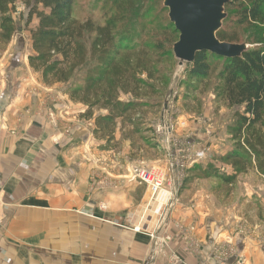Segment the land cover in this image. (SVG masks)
Segmentation results:
<instances>
[{
    "label": "crops",
    "instance_id": "obj_1",
    "mask_svg": "<svg viewBox=\"0 0 264 264\" xmlns=\"http://www.w3.org/2000/svg\"><path fill=\"white\" fill-rule=\"evenodd\" d=\"M32 54L23 33L0 52V264H174L172 254L179 264H264L259 217L178 205L160 225L148 186L130 177L131 164L145 159L121 123L113 141L94 136L87 106L57 96L59 85L30 66ZM199 129L189 142L216 149ZM150 161L165 167L162 156ZM156 232L162 241L151 238Z\"/></svg>",
    "mask_w": 264,
    "mask_h": 264
},
{
    "label": "trees",
    "instance_id": "obj_2",
    "mask_svg": "<svg viewBox=\"0 0 264 264\" xmlns=\"http://www.w3.org/2000/svg\"><path fill=\"white\" fill-rule=\"evenodd\" d=\"M26 1L32 7L28 12L27 23L31 24L38 19L37 27L32 30L34 54L28 58L30 66L43 75L47 86L53 87L69 84L78 71L92 63L86 70L82 84L71 88L68 95L72 102L87 106L83 115L87 121L95 118L94 136L108 138L109 141L115 140L113 131L116 130L117 121L128 119L130 123L137 122L141 116L136 113L145 104L137 102L136 99L147 97L148 94L154 95L157 90L154 85L149 86L148 82L157 78L158 72H153L154 64L161 65L162 61L155 62V56L151 54L156 53L160 59H177L174 47L179 42L180 32L176 25L171 19L161 21L158 26L165 33L164 38L149 41L150 34L147 32L144 39L136 40L139 34L137 28L129 32L119 23L126 21V17L143 21L147 17V12L144 11L145 2L150 0H112V7L118 14L106 18L103 24H96L91 19L86 22L77 21L74 13L76 0ZM15 5L16 0H0V40L3 41L4 47L15 35ZM235 5L239 11L237 24L256 31L247 35L246 42L261 44L262 47L248 46L240 56L233 58H221L208 51L198 52L196 60L187 63L189 80L183 85L193 89L194 81L199 84L214 75L217 76L218 94L229 106L243 108V112H236V119L228 128L236 143L223 160L233 163L237 168L241 165H253L263 176L264 0H227L224 6L226 17L217 33L218 40L244 45L246 42L241 39L239 28L231 26L227 18L226 9L234 8ZM164 8L169 10L165 5ZM23 17L22 13L21 19ZM145 26L150 27L149 24ZM167 42H170V47H167ZM141 74L147 75L146 80ZM163 80L165 78L161 77V81ZM144 88L150 89L151 92L142 93L146 91ZM130 95L134 99L124 101L122 96ZM102 111L108 112L107 115L95 117L97 112ZM203 168L202 164H197L188 169L185 185L191 174H198ZM207 171L209 172L201 175L210 177L212 170ZM220 178H225L229 184L234 180L223 175H220Z\"/></svg>",
    "mask_w": 264,
    "mask_h": 264
},
{
    "label": "rangeland",
    "instance_id": "obj_3",
    "mask_svg": "<svg viewBox=\"0 0 264 264\" xmlns=\"http://www.w3.org/2000/svg\"><path fill=\"white\" fill-rule=\"evenodd\" d=\"M131 4L134 5V3ZM112 5V0H76L74 8L75 19L80 22H86L91 19L96 24H103L106 18H111L118 14ZM164 5V0L147 1L145 2L144 10L147 12V17L143 21L136 18L130 20L131 17H126V21L119 24L125 26L129 32L137 28L139 34L136 40L144 39L147 32L150 34V38H148L149 41L159 40L161 37L165 36V33L159 29L158 24L161 21L166 22L170 20L169 10L165 9ZM237 7L238 6L235 5L234 8L229 7V9H226L228 22H230L231 26L239 28L241 39L246 42L247 35L256 31L251 27L245 26L243 28L237 24L239 20V11ZM15 8L16 12L20 10L21 14H24L23 19H18V24L14 26L15 35L20 33L28 34L31 40L32 30L37 27L38 19H35L31 24L27 23L28 12L32 7L28 5L26 0H16ZM146 24H149L150 27L145 26ZM224 24L227 25L225 22ZM167 40H169V36ZM245 44L249 46V48L262 47L261 44L258 45L247 42ZM88 46H90V43ZM167 47H170V42H167ZM1 48H4V45L3 41L0 40V49ZM151 56H155V62L159 60L162 61L161 65L157 66V63L154 64L153 72H158L157 78L148 82L149 86L154 85L157 88L155 94H148L151 90L144 88L146 91L142 93L146 92L148 96L136 99L137 102L145 104V106L136 113L139 117L141 116L138 118L137 122L130 123L128 119H120L117 121L118 124L121 123V129H125L122 134L124 138L131 141L136 147L135 150L138 154L135 156L139 157L143 155L144 159L147 160L146 162L153 166H157V169L167 167V165L161 167L156 165L157 163H152L153 161H148L151 158L157 159L161 156L163 157V161H167L168 153L161 150L158 146L154 127L161 120L163 113L166 111L165 107L168 104L175 106L170 118H173V123L177 125V135L179 138L184 142L186 141L188 144L189 137L191 136L190 133H196L201 130L199 129V124H201L203 133L212 135L211 137L215 138L214 142L217 144L216 149H214L213 147L210 148L201 145V143L200 146L199 144L197 146L190 142L199 151L201 149H208L210 154H208L206 159L197 163L204 166L202 171L198 172V174H191L190 181L186 185L184 183L180 188L172 210H162L163 212L157 216L160 225L169 217L171 218L173 213L177 212L176 207L178 205L182 208L189 206L191 210L201 207L208 212L212 211L214 214L219 213V215L223 216H232L236 213L245 218L256 216L264 220V175L262 176L253 165H241L237 168L233 163H228L223 160V157L227 156L232 151L236 143L233 135L228 132V128L230 124L235 121L236 112H243V108L229 106V103L218 94L216 91V89H218L216 75L199 84H195L194 81L193 86L195 88L190 89L183 85L186 80H189L188 73L186 72L187 63L181 66L179 59H160L156 53H152ZM91 64L92 63H90V65ZM219 64H223V62H219ZM90 65L78 71L75 78L69 84H60L59 90H61V92L58 93L60 95L57 96H61L62 98V95L64 93H70V89L75 87V85L82 84L86 76V70ZM141 76L145 77L146 80V74H141ZM161 77H164L165 80L161 81ZM122 97L124 101H128L129 98L134 99L131 95ZM131 115H134V113H131ZM67 121L70 122L71 120ZM189 121H197V128L196 130L192 129L193 132L188 130L190 127ZM73 122L71 121V128L74 125ZM71 128L67 130L69 132L66 131L68 134H71V130H73V128ZM113 133H116V130H114ZM198 135H196V138ZM208 169L212 170L211 175L209 173L210 177H204V172H209L207 171ZM241 169H245L246 171ZM202 173L203 175H201ZM220 175L233 178L234 180L229 184L226 182L225 178H220ZM148 203H150V200ZM153 204L154 208L160 205L159 203ZM180 213L184 212L181 211ZM174 215H176V213Z\"/></svg>",
    "mask_w": 264,
    "mask_h": 264
},
{
    "label": "built area",
    "instance_id": "obj_4",
    "mask_svg": "<svg viewBox=\"0 0 264 264\" xmlns=\"http://www.w3.org/2000/svg\"><path fill=\"white\" fill-rule=\"evenodd\" d=\"M16 14L21 15V11L17 10ZM168 108L163 113L161 120L154 127L157 144L161 150L168 153L165 165L167 167L157 169V166H152L144 160L134 161L131 164L130 177L132 180L140 181L146 184L150 190L149 206L153 207V203L160 205L155 208L157 216L163 212L162 210L171 211L174 207V201L177 200V194L180 188L185 183L186 172L194 167L197 163L207 158L210 151L208 149H196L189 141L184 142L177 135V125L173 123V114L175 106L167 105ZM56 126H59V121L51 114ZM86 123L78 122L79 127ZM68 130V129H67ZM69 132V131H67ZM155 167V168H154ZM186 174V175H185ZM141 231L140 229H137ZM151 238L155 241H162V237L158 232L151 233ZM174 264L181 263V258L177 254H172ZM227 261L218 259V264H227ZM234 264H247L242 258H238Z\"/></svg>",
    "mask_w": 264,
    "mask_h": 264
},
{
    "label": "water",
    "instance_id": "obj_5",
    "mask_svg": "<svg viewBox=\"0 0 264 264\" xmlns=\"http://www.w3.org/2000/svg\"><path fill=\"white\" fill-rule=\"evenodd\" d=\"M226 3L227 0H165L170 19L180 32L174 53L181 66L193 63L201 51L211 52L221 58H233L248 48L246 44H228L217 38L226 17Z\"/></svg>",
    "mask_w": 264,
    "mask_h": 264
}]
</instances>
